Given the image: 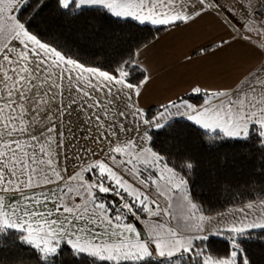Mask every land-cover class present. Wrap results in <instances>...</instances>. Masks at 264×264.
Masks as SVG:
<instances>
[{
    "label": "snow or ice",
    "instance_id": "1",
    "mask_svg": "<svg viewBox=\"0 0 264 264\" xmlns=\"http://www.w3.org/2000/svg\"><path fill=\"white\" fill-rule=\"evenodd\" d=\"M55 6L69 25L110 17L149 36L113 63L89 62L33 30L45 0H0V248L27 246L36 264H63L65 253L71 264H251L243 244L264 239V189L238 198L236 214L206 215L189 184L192 158L156 141L183 122L208 146L236 141L264 154V0ZM208 16L224 34L183 62L240 46L254 63L227 86L194 81L146 101L154 77L141 52L161 31ZM210 237L226 242L223 255Z\"/></svg>",
    "mask_w": 264,
    "mask_h": 264
},
{
    "label": "trees",
    "instance_id": "2",
    "mask_svg": "<svg viewBox=\"0 0 264 264\" xmlns=\"http://www.w3.org/2000/svg\"><path fill=\"white\" fill-rule=\"evenodd\" d=\"M45 2L43 13L33 20V30L38 35L47 34L46 38L77 45L76 51L89 62L113 63L149 36L147 29L116 22L110 17L98 19L86 15L78 23L69 25L61 18L55 0ZM156 143L165 151L183 152L192 158L195 166L188 177L189 184L206 215L240 207L238 198L248 199L253 189H264V154L254 145L245 147L243 142L223 141L208 146L196 130L184 126L183 122L159 136ZM209 246L216 255H223L226 250L222 238L210 237ZM243 246L251 264H264V239L259 238V233ZM20 258L23 264H36L27 246L17 243L0 248V264H18ZM62 260L63 264H71L72 258L65 253Z\"/></svg>",
    "mask_w": 264,
    "mask_h": 264
},
{
    "label": "crops",
    "instance_id": "3",
    "mask_svg": "<svg viewBox=\"0 0 264 264\" xmlns=\"http://www.w3.org/2000/svg\"><path fill=\"white\" fill-rule=\"evenodd\" d=\"M224 29L216 18L205 17L191 27H181L176 32H164L159 36L155 48L142 51L144 63L151 69L154 77L145 97L148 102H160L169 96L184 91L194 81L209 86H227L254 63L246 56L247 49L235 46L205 57L193 56L192 63L183 62V56L192 54L200 46L209 43ZM239 207L214 213L236 214ZM210 215V216H212Z\"/></svg>",
    "mask_w": 264,
    "mask_h": 264
},
{
    "label": "rangeland",
    "instance_id": "4",
    "mask_svg": "<svg viewBox=\"0 0 264 264\" xmlns=\"http://www.w3.org/2000/svg\"><path fill=\"white\" fill-rule=\"evenodd\" d=\"M226 210H229V209H226ZM226 210H224V211H226ZM223 212V211H222ZM230 213H228L227 215H229ZM210 215H212V214H210ZM209 215V216H210ZM219 214H216V215H212L213 217H216V216H218Z\"/></svg>",
    "mask_w": 264,
    "mask_h": 264
}]
</instances>
